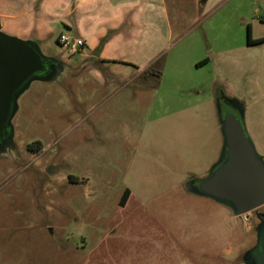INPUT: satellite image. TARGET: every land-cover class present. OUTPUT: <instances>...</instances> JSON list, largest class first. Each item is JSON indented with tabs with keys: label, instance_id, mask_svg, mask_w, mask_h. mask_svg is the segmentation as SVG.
Wrapping results in <instances>:
<instances>
[{
	"label": "rangeland",
	"instance_id": "obj_1",
	"mask_svg": "<svg viewBox=\"0 0 264 264\" xmlns=\"http://www.w3.org/2000/svg\"><path fill=\"white\" fill-rule=\"evenodd\" d=\"M202 4L165 0L171 40L147 30L144 48L139 28L130 29L109 62L63 49L57 12L44 39H26L53 64L17 92L10 133L0 139V264L247 261L264 206L246 218L198 187L224 160L223 115L235 112L218 81L209 88L205 74L187 69L190 40L198 34L205 45L207 37L204 26L190 30ZM226 6L204 25L235 39Z\"/></svg>",
	"mask_w": 264,
	"mask_h": 264
},
{
	"label": "crops",
	"instance_id": "obj_2",
	"mask_svg": "<svg viewBox=\"0 0 264 264\" xmlns=\"http://www.w3.org/2000/svg\"><path fill=\"white\" fill-rule=\"evenodd\" d=\"M164 1L74 0L72 5L71 2L67 4L71 5L69 9L65 6L66 0H39L37 7H34L37 0H0V20L3 25L2 30H6L4 27L9 24L13 29L7 31L15 33L21 39L42 40L51 30L52 24L57 21L52 22L50 16L57 12L59 14L57 23H64V29L67 30H63V33L80 38L84 42L75 52L84 57L99 58L102 62H109L115 58L108 56V52L119 42H125L123 36L130 29L139 28L141 33L138 37L141 38V45L144 48L146 45L142 40H145L147 30L153 29L155 34L171 40L173 30ZM201 1L202 11L193 18L197 22L190 26V30L204 26L203 31L207 37L204 39L205 45L198 34L190 40L189 52L192 54L187 69L197 73L196 75L205 74L204 84L209 88H213L215 81L219 82L220 94L226 97L234 108V113L241 119L255 153L264 163V41L247 43L248 25L251 39L264 38V27L255 30L252 22L259 21L264 26V0ZM229 3L230 6H226L223 13L230 11L237 21L238 30L235 39L232 38L234 35L225 29L210 34L204 25V21L219 12L221 6ZM131 13L134 14V21H137L133 25L129 22ZM219 19L221 15H218L212 24ZM141 20L145 21V24ZM245 26L246 36L243 33ZM71 29L75 34L70 33ZM179 37L172 40L173 43ZM150 42L147 41L148 44ZM144 48L146 53L152 51ZM97 49L99 55L95 56L93 51ZM205 57L208 61L197 65ZM166 65L165 62L160 67L163 69ZM158 73H161L159 81L161 84L162 70ZM195 84L193 90L198 93L200 84ZM195 93L191 95L198 96ZM130 192L129 189V195ZM129 195L125 203L120 206H125ZM239 264L249 263L241 261Z\"/></svg>",
	"mask_w": 264,
	"mask_h": 264
},
{
	"label": "water",
	"instance_id": "obj_3",
	"mask_svg": "<svg viewBox=\"0 0 264 264\" xmlns=\"http://www.w3.org/2000/svg\"><path fill=\"white\" fill-rule=\"evenodd\" d=\"M47 60L50 59L29 40L0 30V132L10 133L17 92L32 78H41L50 72ZM223 133L224 160L198 187L205 194L230 202L236 213L248 218L251 211L264 205V163L235 113H224ZM260 225L256 244L250 251H254L255 264H264V228Z\"/></svg>",
	"mask_w": 264,
	"mask_h": 264
},
{
	"label": "built area",
	"instance_id": "obj_4",
	"mask_svg": "<svg viewBox=\"0 0 264 264\" xmlns=\"http://www.w3.org/2000/svg\"><path fill=\"white\" fill-rule=\"evenodd\" d=\"M59 44L63 49H67L70 53H74L79 47L83 46V40L72 37L67 33H61L58 37Z\"/></svg>",
	"mask_w": 264,
	"mask_h": 264
},
{
	"label": "trees",
	"instance_id": "obj_5",
	"mask_svg": "<svg viewBox=\"0 0 264 264\" xmlns=\"http://www.w3.org/2000/svg\"><path fill=\"white\" fill-rule=\"evenodd\" d=\"M262 41H264V38L257 39V40H253V39H251V37H250V32H249V25H248V26H247V43L250 44V43H255V42L257 43V42H262ZM206 61H208V58H207V57H205L203 60H201L200 62H198L197 65H198V64L200 65V64H202V63H205ZM128 195H129V189H128V188H125V189L123 190L122 194H121L120 199H119V204H120V205H123V204L125 203V201H126ZM259 217L262 218L263 221H264V215H260Z\"/></svg>",
	"mask_w": 264,
	"mask_h": 264
},
{
	"label": "flooded vegetation",
	"instance_id": "obj_6",
	"mask_svg": "<svg viewBox=\"0 0 264 264\" xmlns=\"http://www.w3.org/2000/svg\"><path fill=\"white\" fill-rule=\"evenodd\" d=\"M47 66L49 67V70H51L50 68H51V66H52V64H53V62L51 61V60H47ZM1 134H0V139H5V138H7L8 137V135H9V133H7V132H5V130H2V132H0ZM118 204H119V201H118ZM120 205V204H119ZM258 223H261V227H263L264 228V221H263V219L262 218H260L259 217V222ZM259 226V227H260ZM256 244V241H255V243H254V245ZM253 245V246H254ZM252 246V247H253ZM251 247V248H252ZM253 254H254V251H252V252H250V253H247V255H246V258H247V262L248 263H251V264H255V262H254V259H253ZM258 264H260V263H258Z\"/></svg>",
	"mask_w": 264,
	"mask_h": 264
}]
</instances>
